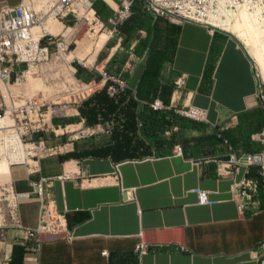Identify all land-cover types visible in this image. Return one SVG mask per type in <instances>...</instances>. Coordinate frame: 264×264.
<instances>
[{
  "label": "crops",
  "instance_id": "1",
  "mask_svg": "<svg viewBox=\"0 0 264 264\" xmlns=\"http://www.w3.org/2000/svg\"><path fill=\"white\" fill-rule=\"evenodd\" d=\"M21 1L0 0V7ZM125 26L130 35L119 31L123 44L95 58L97 74L111 68L124 48L123 69L140 75L146 89H154L169 67L172 81L184 76L181 100L205 112L201 123L214 135H194L193 142L179 146L180 154L119 159L109 149L77 147L10 167L8 186L19 194L30 192V179L53 178L56 209L74 239L43 237L37 250L23 241L20 229L0 227V264H255L249 252L264 240V209L240 214L231 186L246 168L228 175L219 167L229 146L237 156L259 151L251 136L264 124V105L251 55L234 36L210 35L200 25L143 11ZM101 48L95 42V55ZM73 57L65 55L66 61ZM219 128H225L228 144L216 136ZM29 166L37 172L30 174ZM195 189L208 192V204L198 203ZM16 205L20 225L35 228L39 198L30 194ZM140 244L144 251L137 249Z\"/></svg>",
  "mask_w": 264,
  "mask_h": 264
},
{
  "label": "rangeland",
  "instance_id": "2",
  "mask_svg": "<svg viewBox=\"0 0 264 264\" xmlns=\"http://www.w3.org/2000/svg\"><path fill=\"white\" fill-rule=\"evenodd\" d=\"M46 1L48 0H36L37 8H40V5ZM91 1L101 8V16L93 7V11L89 10L86 17H79L78 20L73 15H68L63 20H57L55 23L59 26L60 31L53 32H57L55 34H58V38L68 44L67 51H58L53 46L48 61L33 65L28 70L23 67L21 70L26 72L24 78L18 86L10 88L9 92L17 99V96L22 94L25 98H35L43 104L40 112L45 115V120L44 126L41 127L42 130L32 133L33 125H36L34 122H29L21 132H16L13 130L14 125L11 120L0 118V134L4 139V143H0V192H3V188L9 184L10 167L26 164V162L33 165L34 161L26 158L31 147L25 145L28 144L27 140L30 137L46 139L45 131L49 135V138L45 140L46 147H58L56 154L61 155L68 154L77 147L105 148L110 146L112 148L129 139L127 147L121 145L116 150H111L119 159L143 158L167 151L171 153L175 147L193 142L195 139L192 138H196L193 137L194 135L202 137L214 135L213 131L208 129L204 123L188 117L189 105L184 104V101L181 100L182 89L177 88L175 79L171 80L169 67L160 74L157 82H154V84L156 83L154 89L152 87L146 89V85L140 80V75L133 73L129 76L122 67L125 48L122 49L118 57L115 56L116 61L111 68L105 67L101 70L108 77H114L115 80L124 83L116 94H110L107 90L108 86L115 84L113 80L104 79L101 75L98 80L95 77H91L89 80L76 77L77 68L75 65L89 68L91 69L89 73L97 74L95 64L97 65L98 62H95V58H98L99 55L101 57L108 55L111 47L118 42L120 37L119 33H109L111 28L108 19L113 15L115 8L112 0ZM107 15L109 16L106 17ZM241 15L242 13L237 20L241 21L243 31L251 39L250 43L248 44L245 39L239 38L235 34L234 36L247 54L251 55L255 77L258 84H261L264 95L262 79L264 73V24L257 22L245 13L240 19ZM100 23L103 24L102 27ZM68 29L70 30L67 31ZM105 36L109 37L95 55V42L99 46L100 39ZM123 41L120 42L123 44ZM91 42L94 43L91 44ZM86 51L89 53L85 54ZM72 52L74 57L66 61L65 55ZM85 68L83 70H86ZM70 73L73 77L72 80L67 76ZM102 91L104 92L103 96L106 95L110 101L102 103L96 109L95 121L89 124L87 118L80 114L79 107L83 106L86 101H90L89 106H98L96 96H99V92ZM146 93L150 94L146 95ZM260 100L264 105V98ZM131 102L135 104L131 105ZM6 104L9 105L8 102ZM4 110L6 108L3 104L0 115H3ZM53 119L57 121L56 124ZM6 130L8 131L6 132ZM21 133L25 135L23 138L21 137L24 140L20 142ZM155 140L158 141V145L161 144V141L169 142V144L167 147L155 148L152 146V142ZM12 149H15L16 152H12ZM40 154L42 153H37V156ZM3 203L0 193V209ZM2 211L1 209L0 219Z\"/></svg>",
  "mask_w": 264,
  "mask_h": 264
},
{
  "label": "built area",
  "instance_id": "3",
  "mask_svg": "<svg viewBox=\"0 0 264 264\" xmlns=\"http://www.w3.org/2000/svg\"><path fill=\"white\" fill-rule=\"evenodd\" d=\"M115 4L114 13L108 19L111 31L118 34L119 27L128 20L135 12L143 11L151 14L154 18H166L177 24L192 23L206 29L210 35L223 32L234 36L228 26L233 24L241 13H245L257 22L264 24V0H112ZM86 7V10H85ZM92 8L91 0H48L37 8L36 3L31 0H22L19 4L0 7V114L4 107L3 115L0 118L11 120L14 131H22L29 122L36 125L31 132H39L44 126V114L40 112L43 104L35 98H25L20 94L18 99L6 89L18 86L25 76L23 67L27 70L33 65H38L48 61L51 57V48L66 52L68 44L58 38V34L46 29V21L51 18L63 20L68 15H73L78 20L85 16ZM94 15V14H93ZM62 23V22H61ZM60 23V24H61ZM64 26V25H63ZM102 27L103 24L100 23ZM235 37V36H234ZM121 36L118 38L119 43ZM75 72V70H73ZM104 79L113 80L117 85L108 86L110 94H116L124 85L123 82L108 77L105 72H99ZM184 76L175 79L178 89L184 87ZM5 92V95L3 93ZM261 84L257 86V92L261 99ZM21 99V100H20ZM8 106H7V102ZM157 105V104H155ZM155 108V107H154ZM188 117L199 122H205L206 116L203 110L188 106ZM225 128L217 130V136L223 138ZM46 139L49 138L45 131ZM21 133L20 142L24 139ZM0 143H4L1 138ZM22 137V138H21ZM43 138L28 139V144L32 148L26 158L35 162L42 156L56 154L58 147H46ZM251 140L259 145V151L253 154H243L237 156L229 146L227 158L220 162L222 174L233 175L237 173L240 166L246 168L244 177L231 186V191L235 198L237 210L240 214L254 215L263 210L264 201V124L260 131L251 136ZM228 144L226 138H223ZM12 152H16L12 149ZM42 153L37 156V153ZM173 153L180 154L181 148L175 147ZM35 159V160H34ZM26 164H29L26 162ZM253 168V169H252ZM115 170L116 166H115ZM33 166H29V173H36ZM64 176H59L61 180ZM53 178L30 179V192L19 194L14 192L12 187L3 188L2 195V216L0 227L10 225L22 231L23 241L32 243L34 248L39 250L43 243V237L52 240L63 239L71 242L74 238L68 230L65 216L60 213L55 206L53 195L50 191ZM199 204H208V192L195 189ZM35 194L40 200V210L35 228H26L20 225L17 213V200ZM0 209V210H1ZM145 245L138 246L139 251L145 250ZM250 258L255 264H264V240L258 242L249 252Z\"/></svg>",
  "mask_w": 264,
  "mask_h": 264
},
{
  "label": "trees",
  "instance_id": "4",
  "mask_svg": "<svg viewBox=\"0 0 264 264\" xmlns=\"http://www.w3.org/2000/svg\"><path fill=\"white\" fill-rule=\"evenodd\" d=\"M93 7H95V9H96V11L98 12V14L101 16V8H98V6L95 4V3H92V8ZM137 13H139V11H138V9L135 7V12H134V14L129 18V19H131L133 16H136V14ZM105 17V16H104ZM128 19V20H129ZM128 20H126L120 27H119V31H124V32H126L127 30H126V22L128 21ZM128 35H130V33H128V31L126 32ZM75 67L77 68V73H76V77L77 78H79V79H83V80H89L91 77H95V79H99V75L98 74H94V73H87V72H85L84 70H83V68H81L80 66H77V65H75ZM154 76L151 78V77H149V78H151V79H155V76L157 75V73L156 74H153ZM146 76L148 77V74H146ZM145 76V77H146ZM144 77V78H145ZM141 80V79H140ZM144 80V79H143ZM141 82H142V80H141ZM145 81H143V83H144ZM100 94H99V96H96V101H97V105L98 106H89V104H90V101L88 102V101H86V102H84V104H83V106H80L79 107V112H80V114L81 115H83V116H85L86 118H87V123H89V124H91V123H94V121H95V115H96V109L99 107V106H101L102 105V103H104V102H107V101H110L108 98H107V96L106 95H104L103 96V94H104V92L102 91V92H99ZM99 103V104H98ZM135 103L134 102H131V105H134ZM129 114H131V113H129ZM54 120V123L56 124L57 123V121L55 120V119H53ZM154 126H156V124H154ZM147 139H149L147 136H145ZM147 141V140H146ZM148 142V141H147ZM150 143V142H149ZM161 144L160 145H158V141L157 140H155L154 142H152V146H155V148H163L164 146L165 147H167L168 146V144H169V142H166V141H161L160 142ZM122 146H124V147H127L128 145H129V139H127V140H124V143H122L121 144ZM121 145H119V146H113L112 148H110V146H107V147H105V149H109V150H112V149H114V150H116L118 147H121ZM151 145V144H150ZM169 152L167 151V152H163V153H160V154H157V155H165V154H168ZM132 158H134V157H132ZM262 207H263V209H264V201H262Z\"/></svg>",
  "mask_w": 264,
  "mask_h": 264
},
{
  "label": "bare ground",
  "instance_id": "5",
  "mask_svg": "<svg viewBox=\"0 0 264 264\" xmlns=\"http://www.w3.org/2000/svg\"><path fill=\"white\" fill-rule=\"evenodd\" d=\"M31 1H34V0H31ZM36 1V0H35ZM34 1V2H35ZM36 3V2H35ZM243 14L240 16V19H242L243 17ZM89 17H91V15H89ZM57 22L56 20L55 21H52L51 18H49L47 21H46V25L45 27L50 30V31H58V25H56ZM241 21L238 19L237 21H235L233 24H231L230 26H228V30L231 31L233 34H235L236 36H238L239 38H243L247 41V43L249 44L250 43V40L249 37L246 36L245 32L243 31L242 27H241ZM60 31V30H59ZM109 36H105L103 38L100 39V42H99V48L102 47L104 45V43L106 42V40L108 39ZM255 53V52H254ZM28 74V73H27ZM262 79H263V82H264V73L262 74ZM6 92L8 93V89H6ZM4 93V91H3ZM32 150V148H31Z\"/></svg>",
  "mask_w": 264,
  "mask_h": 264
}]
</instances>
